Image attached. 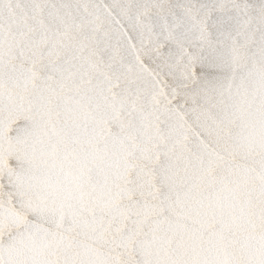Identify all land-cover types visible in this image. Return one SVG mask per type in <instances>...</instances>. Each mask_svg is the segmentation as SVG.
<instances>
[{
    "label": "snow or ice",
    "instance_id": "1",
    "mask_svg": "<svg viewBox=\"0 0 264 264\" xmlns=\"http://www.w3.org/2000/svg\"><path fill=\"white\" fill-rule=\"evenodd\" d=\"M0 264H264V0H0Z\"/></svg>",
    "mask_w": 264,
    "mask_h": 264
}]
</instances>
